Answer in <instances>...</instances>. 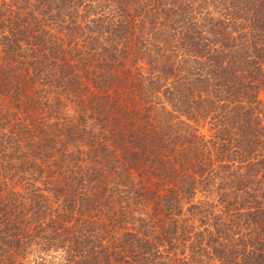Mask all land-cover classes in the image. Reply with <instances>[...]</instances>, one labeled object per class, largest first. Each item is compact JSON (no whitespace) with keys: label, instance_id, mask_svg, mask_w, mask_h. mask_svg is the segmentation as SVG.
<instances>
[{"label":"trees","instance_id":"16d2710c","mask_svg":"<svg viewBox=\"0 0 264 264\" xmlns=\"http://www.w3.org/2000/svg\"><path fill=\"white\" fill-rule=\"evenodd\" d=\"M264 0H0V264H264Z\"/></svg>","mask_w":264,"mask_h":264},{"label":"rangeland","instance_id":"374dc122","mask_svg":"<svg viewBox=\"0 0 264 264\" xmlns=\"http://www.w3.org/2000/svg\"><path fill=\"white\" fill-rule=\"evenodd\" d=\"M259 97L262 105L264 106V87L260 90Z\"/></svg>","mask_w":264,"mask_h":264}]
</instances>
